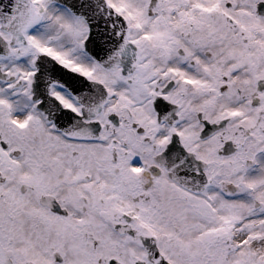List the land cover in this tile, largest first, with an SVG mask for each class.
Masks as SVG:
<instances>
[{
  "label": "snow or ice",
  "instance_id": "snow-or-ice-1",
  "mask_svg": "<svg viewBox=\"0 0 264 264\" xmlns=\"http://www.w3.org/2000/svg\"><path fill=\"white\" fill-rule=\"evenodd\" d=\"M0 264H264V0H0Z\"/></svg>",
  "mask_w": 264,
  "mask_h": 264
}]
</instances>
